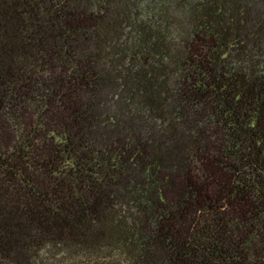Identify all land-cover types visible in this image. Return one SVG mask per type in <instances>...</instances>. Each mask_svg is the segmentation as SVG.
Here are the masks:
<instances>
[{"label": "trees", "instance_id": "16d2710c", "mask_svg": "<svg viewBox=\"0 0 264 264\" xmlns=\"http://www.w3.org/2000/svg\"><path fill=\"white\" fill-rule=\"evenodd\" d=\"M0 264H264V0H0Z\"/></svg>", "mask_w": 264, "mask_h": 264}]
</instances>
